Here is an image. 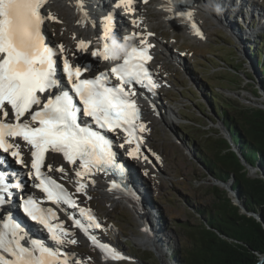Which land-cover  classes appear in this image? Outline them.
Here are the masks:
<instances>
[{"label":"snow or ice","instance_id":"6c2138e0","mask_svg":"<svg viewBox=\"0 0 264 264\" xmlns=\"http://www.w3.org/2000/svg\"><path fill=\"white\" fill-rule=\"evenodd\" d=\"M47 2L48 0H0V115L3 117L0 119V150L10 154L17 164L27 167L19 150L20 145L13 142L16 138H22L30 146L32 171H29L28 175L39 181L34 186L46 194L47 201L76 208L75 200L65 189L42 172V167H47L48 171L53 170L50 164L45 165V154L62 153L68 163L78 165L79 170L75 171L77 177L91 175L94 170L106 172L109 169L123 177L124 167L117 163L110 142L101 132L88 126L82 127L78 123V113L82 112L84 117H90L91 122L99 129L112 132L122 129L126 132L125 143L131 145L133 140L136 141L135 149L128 153L129 156H135L141 145L137 130L143 132L145 128L143 124L137 123L140 120V110L131 98L135 93L126 91L125 86L135 83L151 89L158 87L146 67V63L152 59L148 50L153 46H133L128 57L111 68V74L119 81L117 86H111L106 72H101L92 79L81 78L88 69H73L65 58L63 71L83 105L81 109L74 104L69 92L61 91L55 94L54 91L59 86L55 58L57 52L62 53L64 49L63 45L58 49L49 46L42 33V26L46 21L57 20L47 13ZM131 3L132 0H127L125 4L129 10H133ZM77 7L80 10L84 7L80 0ZM192 27L196 35H201L195 25ZM110 32L111 26L105 23L104 36L101 39L106 41ZM147 35L154 34L149 32ZM124 39L127 40L128 37ZM144 43V39H141L140 44ZM87 47L83 40L77 45L79 51H85ZM106 49L107 42L101 49L92 51L91 56L108 61ZM8 119H13L14 122H5ZM55 170L62 174L65 171L64 167ZM19 187L12 184L5 173L0 172V205H5L9 197H15ZM85 187V184L79 183L76 191L81 192ZM119 187V184L113 182V189ZM18 206L31 220L39 222L47 229L55 244L76 243L74 239L62 238L68 235L63 226H53L49 220V217L56 219L55 212L39 207L31 195L21 199ZM80 212L85 214L86 210L80 209ZM87 215L89 220L93 219L90 212ZM12 219L13 217H8V220ZM0 220H4L3 214H0ZM75 225L84 228L78 219L75 220ZM4 227L7 228L8 224L5 223ZM95 227L99 228L100 224L96 223ZM19 231L20 226L14 225L12 235L15 243H6L4 233H0V251L3 253L0 254V264H80L79 261L70 260L68 256L60 259L58 251L38 244L35 240L31 241V247H25L21 243L24 237L21 235L16 238ZM84 231L87 234L86 228ZM88 238L94 245L97 243L95 236ZM101 247L107 248L104 245ZM108 250L112 251V259H125L119 252L110 248ZM4 254H7V258Z\"/></svg>","mask_w":264,"mask_h":264},{"label":"rangeland","instance_id":"374dc122","mask_svg":"<svg viewBox=\"0 0 264 264\" xmlns=\"http://www.w3.org/2000/svg\"><path fill=\"white\" fill-rule=\"evenodd\" d=\"M254 7L264 15V3L263 7L259 5ZM80 13L82 14L81 11ZM134 14L137 16L136 12ZM199 17L206 36L202 39L190 36L186 27L170 28L162 24L160 28H155L158 36L163 34L171 48H180L181 51H187L188 55L186 58L180 56L181 59L169 51L168 55L177 56L180 59L179 63L160 62L170 68L169 73L164 75L172 83L169 91L164 92L167 94L164 104L169 117L160 119L154 116L153 111L146 115L149 135H146L145 142L148 147L155 149V154L152 156L151 166L140 170L138 174L141 179L138 182L146 189L148 197V202H142L137 198L144 207L143 223L128 203H132L131 201L122 199L116 202L111 197L108 199L103 195L101 186L90 188L92 189L89 190L90 196L84 198L85 204L90 205L113 226L114 234H110V237L116 236V239L114 243H109L117 244L127 258L124 260L105 258L98 248L96 251L91 246L75 245L73 248L77 260H81L83 264H180L173 253L186 242L185 234L182 232L183 224L188 222L197 227L201 223L199 213L201 207L220 201L213 193L214 186L219 192L231 191L229 189L231 182L219 181L209 174L199 154L202 153V148L197 142L207 144V141L202 139L206 133L211 134L209 140L217 138L216 134L222 136L219 124L221 128L223 126L216 119L214 109L216 105L212 95L216 98L220 96L222 100H237L248 106H254L258 102V99L253 97L252 87L243 83L246 80L241 75L245 73V69L240 64L238 56L240 55L243 60L247 58L254 66V60L249 57L247 44L258 41L259 31L255 28L253 33H256L248 36L246 29L251 32L253 30L251 24L246 28H238L237 31L233 19L226 17L224 13L222 18L218 16L223 24H229L231 27L229 29L239 38L244 47L243 55L246 56L243 57L236 52L233 43L214 20L215 15L211 17L209 13L207 15L201 12ZM239 19L246 21L243 18ZM159 20L160 18L155 16L152 18V24L158 23ZM261 22L264 23V19ZM48 28L52 31L49 26ZM260 31L264 37V26ZM245 32L247 33L243 34ZM173 38H176V43ZM58 39L56 37V41ZM171 60L176 62L175 59ZM254 76L255 80L259 78L261 83L258 73ZM254 171L251 176H262L258 169ZM80 180L83 184L90 181L86 182L83 177H80ZM97 180L99 183L102 182L101 179ZM76 183L78 187L79 183ZM123 197L127 199L126 196ZM228 197L234 200L235 196ZM149 206L151 209L148 210ZM150 210L154 212L155 217L149 213ZM148 219H151L154 229L148 226ZM145 226V232L152 239L145 238L146 234L143 231ZM150 246L153 252L149 251ZM129 257L131 259H128Z\"/></svg>","mask_w":264,"mask_h":264},{"label":"trees","instance_id":"16d2710c","mask_svg":"<svg viewBox=\"0 0 264 264\" xmlns=\"http://www.w3.org/2000/svg\"><path fill=\"white\" fill-rule=\"evenodd\" d=\"M248 52L264 92V38ZM212 99L216 119L240 156L223 136L216 134L217 138L209 140V133L202 136L207 144L197 142L202 148L199 154L212 177L231 182L242 207L252 216L241 213L227 192L214 186L213 193L220 201L201 207L197 227L183 224L186 242L173 255L180 264H264V110L220 96L212 95ZM241 161L262 176H249Z\"/></svg>","mask_w":264,"mask_h":264},{"label":"bare ground","instance_id":"6f19581e","mask_svg":"<svg viewBox=\"0 0 264 264\" xmlns=\"http://www.w3.org/2000/svg\"><path fill=\"white\" fill-rule=\"evenodd\" d=\"M97 1H99V3L95 4V2H97ZM119 1H121V0H117L116 3L119 4ZM48 2H50V4H49L48 10H47V13H50L52 16L56 17L57 20H59V23L47 21L48 25H46V28H47V31L49 33L50 39L56 40V37H58L60 39V40L58 39L59 43H61L60 45H63V49L65 48L64 53L59 52L60 56L62 57V59H65V58L68 59L67 58V54H68L69 57H71V58L74 57V60L76 61L77 64H81L83 62L87 63L86 61L91 59V52L101 49L103 44L105 42H108V39L106 41L101 39V37L104 36V24L105 23L101 19L102 14L100 13V8L102 5L105 4L104 0H80V2H82L84 5L82 10L78 9V7H77L78 0H49ZM134 2H135V4H133L131 6V8L133 9L131 11L136 12L137 16L134 14L136 19L134 20V17H132L133 19L130 22H128L126 26L131 27L132 29H136L138 31L143 30L144 26L148 27V29L151 28V26L147 23V18H145V16H144V12H147V10L144 11V4H141L139 0H134L133 3ZM148 4L149 3H146V5H148ZM156 4L163 6V8L160 10V14L162 15V17L168 18L169 13H168L167 9H168L169 3L165 2V0H160ZM204 4L205 3H202L203 8L205 6ZM222 4L225 6H222ZM52 5H53V9H52ZM221 7L223 9L224 15H226V17L228 16L229 18L234 20V24H235L234 27L237 31H238V28L248 27V26H245L246 21H243L242 19H239V18H243L244 20H248L250 18L249 15L254 17L255 20H252V21H257L259 24H263L261 22L264 19V16L262 13L257 14L255 12L256 11L255 9H254L255 11L250 12V10H248L246 7H243V3L240 4L236 0H223L221 2ZM80 11L82 12V14L80 13ZM190 11L192 12V14H190V16H193L195 14L194 9H192ZM223 13L219 14L217 16L222 18ZM149 17H151V16H149ZM84 21L86 23H84ZM133 21H136L137 23L134 24ZM176 22H182L183 23L185 21L177 20ZM117 23L120 26V22L118 21ZM141 23H144V24H141ZM62 24H63V28H62ZM112 24H113V26L117 25L116 22L115 23L113 22ZM225 25H226V27L231 28L229 26V24L225 23ZM48 26L52 29V31L48 30L49 29ZM166 27L173 28L176 26H171V25L168 26L167 25ZM179 27L182 28L184 26H179ZM187 30L189 33H192L188 28H187ZM243 34H246V32ZM117 36L120 37L121 35L118 34ZM190 36L195 38V36H193L192 34ZM81 40L85 41V43L88 45V47L85 51H79L77 48V45L79 44V42ZM170 57H171V59H173L172 55H170ZM93 58L100 59V62H96L99 64V67L107 66V64H108V61H104L101 58H98V57H93ZM149 90H150V88H149ZM78 102L79 101H77V102L75 101V104L76 103L78 104ZM149 103H151L150 99H149ZM160 106L158 108L156 107L158 110V113L160 115H165L167 112L165 113V110H164V112H162V108H160ZM147 110L153 111V110H151V108H148ZM153 112H155V111H153ZM78 117H79L78 119H80V121L83 119L79 115H78ZM151 122L152 121L150 120L149 123H151ZM14 143H15V141H14ZM57 163H58V160H56V159H53L49 162V164L53 168L52 171H55L58 175H61L62 173L55 170L58 167ZM76 170H79L78 167L74 168L73 172L75 173ZM66 174H69L68 171L66 172ZM131 174H132V186L134 189L135 196L139 200H141L142 202H144V201L148 202V197L146 196L147 193L145 192L146 189H144V187L141 185V183L138 182L139 180H141L140 176H138V174L134 173V171H131ZM74 180L76 182L79 181V183H83L80 180V177H77L76 175H74ZM142 182L145 183L144 181H142ZM159 183H162V182L159 181ZM97 184L103 185V184L96 182L94 180H90L87 184L85 183L86 187H89V188H93L92 186L97 185ZM104 185L105 186H101V188H103L102 193L105 197H108V199H109V197L111 196V193L109 190L110 185H107V184H104ZM120 194L123 195L125 193L120 192ZM143 195H144V197H142ZM149 209H151L150 206H149L148 210ZM149 213H151L152 216L155 217V215L153 214L154 212H151V210H150ZM143 217H144V215L140 216L142 223L144 220ZM89 222L90 221H88V224H89ZM147 224L150 227V229H154V226L151 223V219H148ZM71 233H73V231H71ZM111 245L113 247H115L117 250H121V248L117 244H111ZM59 246H60V248L64 249L66 244L59 245ZM148 249H149V251H153L152 246H150ZM100 253H102L104 256H106L105 258H109L108 255L105 254L103 251H100Z\"/></svg>","mask_w":264,"mask_h":264},{"label":"water","instance_id":"95a60500","mask_svg":"<svg viewBox=\"0 0 264 264\" xmlns=\"http://www.w3.org/2000/svg\"><path fill=\"white\" fill-rule=\"evenodd\" d=\"M225 34L228 36V38L230 39V41L233 43L232 45L235 47L236 49V52L238 54H242L243 55V49L242 47L238 44V42L227 32H225ZM240 47V49H239ZM245 55V54H244ZM243 57H246L244 56ZM239 62L240 64L242 65V67H244L245 69V73H243L241 76L246 80L245 82H243L246 86L250 85L252 87V92H253V97L257 98L258 99V102L254 104V108H259V109H262L264 110V92L262 90V87L260 85V81H259V78H257V80H255V76L254 75H257L255 69H254V66L253 64H251L249 62V60L247 58H244V60L242 59V57L239 55ZM256 95H255V94ZM220 128V127H219ZM221 129V134L222 136H224V138L228 141V143L230 144V141H229V137H227L228 135L226 134L225 132V129L224 128H220ZM231 145V144H230ZM231 150L237 155V156H240V153H239V150L235 147H233L231 145ZM241 163L246 167V169L248 170V175L251 176L252 174H254V170L256 169H253V168H250L248 165H246L245 162H242ZM260 175H257V176H251V177H259ZM261 177V176H260ZM231 189V187L229 188ZM232 192H234L232 189H231ZM231 191H226L228 196H235L234 197V200H232V203L233 205H235L236 207H238L241 211V213L243 214H246V215H249V216H252L251 213L247 212L241 205L239 199H238V194L236 192H234V194L231 192ZM138 214L139 212L136 211ZM257 218V216H255ZM260 219V217H258V220ZM261 220V219H260ZM145 238H148L147 236H145ZM153 252V251H152ZM264 261V259H263Z\"/></svg>","mask_w":264,"mask_h":264},{"label":"clouds","instance_id":"9594fccd","mask_svg":"<svg viewBox=\"0 0 264 264\" xmlns=\"http://www.w3.org/2000/svg\"><path fill=\"white\" fill-rule=\"evenodd\" d=\"M213 11L219 15L222 13L223 9L219 3L213 6ZM107 49L105 55L110 61H123L126 59L130 53L131 45L129 42L122 41L117 35L110 34L108 36Z\"/></svg>","mask_w":264,"mask_h":264}]
</instances>
